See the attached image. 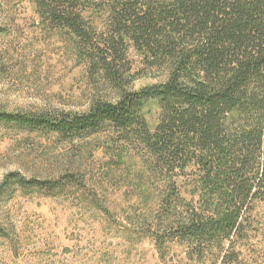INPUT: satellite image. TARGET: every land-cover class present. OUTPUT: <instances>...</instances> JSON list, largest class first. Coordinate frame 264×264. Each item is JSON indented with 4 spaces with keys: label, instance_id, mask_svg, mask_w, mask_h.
I'll use <instances>...</instances> for the list:
<instances>
[{
    "label": "trees",
    "instance_id": "obj_1",
    "mask_svg": "<svg viewBox=\"0 0 264 264\" xmlns=\"http://www.w3.org/2000/svg\"><path fill=\"white\" fill-rule=\"evenodd\" d=\"M35 1L52 26L107 52L105 79L117 96L82 113L0 110V124L66 140L112 129L125 143L139 142L154 159V175L167 183L154 222L198 260L233 259L230 251L245 237L254 203L264 200V0H99L107 17L101 33L83 17L82 7L95 0ZM130 44L166 79L126 89L116 62ZM152 100L160 107L154 131L144 115ZM182 177L193 182L190 201L176 195ZM9 182L54 187L14 174Z\"/></svg>",
    "mask_w": 264,
    "mask_h": 264
},
{
    "label": "rangeland",
    "instance_id": "obj_2",
    "mask_svg": "<svg viewBox=\"0 0 264 264\" xmlns=\"http://www.w3.org/2000/svg\"><path fill=\"white\" fill-rule=\"evenodd\" d=\"M87 4L84 20L103 32L100 1ZM95 30L91 36L98 39ZM104 56L52 26L35 0H0V110L82 113L94 101L115 100ZM116 64L129 90L166 79L163 69L142 63L132 44ZM144 115L154 131L159 104L149 101ZM154 169L148 150L123 142L112 129L66 140L0 124V264H264V200L254 203L251 225L230 251L233 259L198 260L154 222L167 184ZM13 174L54 187L6 184ZM177 182L176 195L190 201L192 180Z\"/></svg>",
    "mask_w": 264,
    "mask_h": 264
}]
</instances>
